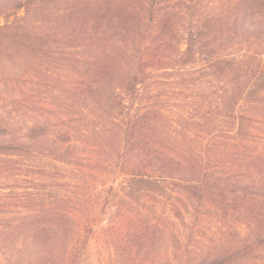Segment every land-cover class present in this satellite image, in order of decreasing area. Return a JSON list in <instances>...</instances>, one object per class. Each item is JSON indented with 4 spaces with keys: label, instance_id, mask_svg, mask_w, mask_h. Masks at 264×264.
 Here are the masks:
<instances>
[{
    "label": "rangeland",
    "instance_id": "obj_1",
    "mask_svg": "<svg viewBox=\"0 0 264 264\" xmlns=\"http://www.w3.org/2000/svg\"><path fill=\"white\" fill-rule=\"evenodd\" d=\"M18 2L0 0V264H264V82L239 99L222 65L180 62L223 6L253 32L223 59L264 58V0Z\"/></svg>",
    "mask_w": 264,
    "mask_h": 264
},
{
    "label": "trees",
    "instance_id": "obj_2",
    "mask_svg": "<svg viewBox=\"0 0 264 264\" xmlns=\"http://www.w3.org/2000/svg\"><path fill=\"white\" fill-rule=\"evenodd\" d=\"M18 1L19 7H29L36 1L44 2L46 0ZM228 13L232 14V10L223 6L207 18L199 17L190 20L185 38L186 46L180 56V62L183 65L195 63L203 56V60H205L209 66H217V64L222 65L228 75H234L237 86L241 87L238 90V98L240 99L248 83L251 81H254L256 84L264 82V58L245 54L240 57V59L234 58L231 59V61H225L223 59L222 55H224L223 50L226 44L232 43L236 37L246 39L253 34L244 22L239 24L240 29L236 28L238 22L233 20V16H226ZM135 83L136 82H131L128 84V91L135 89ZM114 102L119 101L116 99ZM0 149H2L1 146ZM155 185L154 180L145 179V176H141L140 185L138 187L140 188L139 190H144ZM134 186H132V188ZM218 263L219 261L216 260L201 264Z\"/></svg>",
    "mask_w": 264,
    "mask_h": 264
}]
</instances>
